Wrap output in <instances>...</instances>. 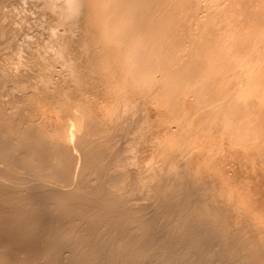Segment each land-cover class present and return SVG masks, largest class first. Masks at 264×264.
<instances>
[{
	"label": "rangeland",
	"instance_id": "374dc122",
	"mask_svg": "<svg viewBox=\"0 0 264 264\" xmlns=\"http://www.w3.org/2000/svg\"><path fill=\"white\" fill-rule=\"evenodd\" d=\"M0 1H1L0 3L3 4V2H2L3 0H0ZM4 1H6V2H4V7H2L3 5L2 6L0 5L1 6L0 7L1 11L0 12L2 14V16H1V14H0V16L2 18L3 17L6 18V22H8L10 20L14 21L17 18L23 22L22 23L23 25H21V23H20L21 27L19 26V22H18V24H15V25L19 26L20 28L19 27L16 28V26H15L16 30H15V28H14V30L17 32L18 31L17 29L19 28L20 31L17 32V33L21 32L22 34L25 35V36L23 35L25 37V38H23V39H25V40H23V42H25L24 43L25 45H23L24 49H22L21 52L25 53L26 50H27V52H26V55L25 54H21V56L24 55V58H25L28 55L31 60L28 58L26 61H28L29 63L31 62V64H32L31 65V64L27 63L24 60V62H26L25 63V65H26L25 69L27 68V70H29L31 68L33 69V68L37 67V72L38 73L36 71L32 70V72H34L35 75L33 73H31V75H30L31 78H30V76L28 77V73L26 71L25 77H22V78H25V80H26V82L28 84L25 83L24 79H23V83H25L26 85H23V83L21 85V83H20V89H22V87H23V89L20 90L21 92L18 89L19 86L16 87V85H13V87H11L12 86L11 82H13V81L9 80L11 86H9V81H6L8 83L9 88L11 87L10 89L15 87L14 89L18 90V92L16 90H13V91H16L18 93V95L17 94H13L14 95V97H13V96H11L12 94L6 93V95L8 94L7 96L9 98H6L7 97L6 96L4 98H6L8 100H6V99L4 100L3 99V96H5L4 93L0 94V96L2 95L1 99H0V102L2 100H3L2 101L3 103L6 101L5 104H1L2 103L1 102L0 105L3 107V109L5 108L6 104H9V105L12 104L11 106H13L14 104L11 103L10 100L13 101V99L16 97L15 100L18 101V104H17L18 107L15 106L16 104L13 106V108L11 106L7 105L9 108L11 107L13 110L16 107L15 108V113H13L14 114V117H12L13 119L11 117H8L9 114H11V116H13L12 112L8 113L11 110V108L9 109V111H7V114H6L5 110L6 109L8 110V107L5 108V110H4L5 111V115H7L8 119H10V121L12 120L11 122H8V123H7V121H9V120L6 119L7 120L6 121L4 119V118H6V116L3 117V118L1 116V114L2 115L4 114V111L1 108L2 110L1 109L0 110H1L2 113L0 112V116H1L0 118H2V121L1 120L0 121L2 123L5 120L4 123H7V125L10 123L9 125L12 127V125L17 124L18 122H20V120L22 121V119L25 118L28 114H30L32 116L34 112H37L38 114H40L41 118H40V116L38 114H34L35 116L32 117L33 120H35V118H37V117H38V119H36V121L39 120V118L42 119V121H44V122L39 120L37 122L38 126H41V128H43V129L46 128L45 130H47V131L49 129V132L54 130L55 128L56 129L60 128V130H61L62 127H63V125H62L63 122L69 123V125L68 124L67 125H68V129L70 128V130H71L70 132H72L73 129H74V131L71 133L72 137L69 138V142L71 141L70 142L71 145L69 143H68V145L70 147H72V148H70L72 151L74 150L72 152V155H73V158H74L73 160H74L75 168H73V171H72L73 174H71V179H72L73 183H71V186L66 187V189L63 188L64 190L63 189L62 190L63 191H68V190L72 191L73 190L72 188L76 187V186H74L75 183H77L81 179L80 176H79V180H78V172L80 171L82 158H81V155H80L79 151L75 147L76 144H77L76 142H77L78 138L80 139L79 136H81V134H82L81 137L83 138L84 133L87 134L86 131H89L88 129L94 128V126H95L96 127V129L94 128L95 130L101 129V131H103L102 134H101L102 136H110L111 137V135H112L116 139V140H114V142H116L115 145L117 146L116 147L114 145L116 147V148H114L115 151H117L119 149V147H120V149H119V151L117 153H119L121 151V147L123 149H125L126 146H127V148H131L132 147L131 149H128V150H127V148H126V150L122 149L123 150V154L122 155L119 153L121 158L122 157L123 158H126V157L128 158L129 157L127 160L124 159V161L126 160L125 162L121 158L120 159L122 161H119L120 159L118 160L119 162H121V165L123 164L121 166V168H124L123 170L125 172H127L128 170H129L128 172H131L132 170L133 171L134 170H140V171H144L145 173L148 171V173H150V174L152 172H154V173H152L154 178L155 177L157 178V176L159 174V176L160 175H161V177L163 176L162 178L158 176L159 179L160 178L163 179V180L166 179V181L168 180L167 181L168 183L163 184V182H164L163 180H161V179L159 180L157 178L160 181L159 182L156 178L155 179L162 186L165 185V186H168L169 190L171 189L170 193L168 192L169 194H174V193L176 194L177 192H179L178 190H180V188L182 187V186L180 187V184H181L180 180L181 179L179 177L181 175V178L184 177V179H182V180H185L187 182L182 181V183H183L182 185L185 186V187L184 188L182 187L181 189H183V190H180V192L178 193L180 195V197H182V196L184 197L186 195L190 196L189 191H191L190 193L196 192L197 195H199V196H197L196 193H193V195L195 194L194 196H197V197L192 196V194H191V196L193 198H196L195 200H197V202L201 198L204 200L202 202V204L204 205L205 208L204 209L202 208L203 211H204V214L202 212V216L203 215H206V216L210 215L209 217H207L208 219L205 218L206 216H204V218H202V216H201V218L205 219V220H210L211 219L210 217H212V219H213V217H214L213 215L214 214H218L220 212L221 214L219 213L217 215L218 219L215 218L216 216L214 217L215 221L216 220H219V221L213 222L214 220L212 221V219H211V221L215 225L218 224L219 228L222 226L221 222H223V226L219 229L220 232H221L222 228L224 227V225H225V227L227 226L226 228L224 227L225 231L224 230L222 231L224 235L226 234V236H224L225 238L230 236V234L231 235L233 234L232 236L229 237L230 239L228 238V240H227V239L223 238L221 240V245L222 246L224 245V247H222V248L226 247L225 244H227V245L230 244L231 247H229V249H228V246H227L225 249L230 250L231 248L234 247L238 251V254L236 253V255H240V254L243 255L244 254V256L249 257V258L252 257L253 259H254L253 255L255 253L251 254V252L252 251L255 252L256 248H258V249L261 248V249H263V250H261L263 252V254H261L260 256L262 257L261 259L263 261V258H264V89H263L264 88V84H263L264 83V50L263 49L264 48L263 47H264V45H262V43L264 44V41H263L264 40V12H263L264 11V0H219V1L218 0H200V1L198 0L199 2L196 1V0H186L185 2H184V0H168V1L167 0H161V1L160 0H156V1L155 0H132V5H131V0H126V1L125 0H93L95 2H92V0H77V1L75 0L76 2H79V6L80 7H79V11H77L78 15L77 14L75 15L74 12H72L73 15L70 14L71 17H70V15H68L66 17V15L62 14L63 13V11H62V6L63 5L62 4L65 5V3L63 2L64 0H62L63 3H59V5L57 3L59 1L61 2V0H57V1L53 0V2L50 3L51 5H52V3L53 4L56 3L57 4V8L62 5L60 7L61 11L59 10V8L56 9V6H55V9H54L53 5H52L53 8L49 9V8L52 7V6L50 7L49 4H47V7L48 6L49 7L46 8V6H44V3H45V5L47 3L46 0H40V1L36 0L37 2L34 1V0H32V1L31 0H29V1L27 0L28 2L27 1L25 2L24 0L23 1L20 0L23 4L19 3L18 0H17V2H16V0L14 2H13V0L12 1L9 0L8 3H7V0H4ZM87 1H89V2H87ZM111 1L114 3V6H113V3ZM121 1H124V2H121ZM147 1H148V3H147ZM150 1H151V3H150ZM175 1H176V3H175ZM42 2H43V4H42ZM76 2H75V4H77ZM104 2H106V3H104ZM6 3L11 5V8L9 6H7L8 9H6L5 8L6 7V5H5ZM48 3H49V1H48ZM80 3L83 4V5L84 4L87 5L88 8L85 5L84 6L81 5ZM108 3L110 5H108ZM169 3H170V5H169ZM195 3H197V4H195ZM19 4H21L20 5L21 7L19 6ZM95 4H96V6H94ZM111 5H112V7H111ZM163 5H164V7H163ZM194 5L196 7H194ZM28 6H30V7H28ZM170 6H172L174 9L172 7H170ZM217 7H219V8H217ZM2 8H5L4 9L5 12L2 10ZM9 8L13 11L12 14L14 13L12 17L10 16L14 20H12V19L8 20L10 18L8 15H10L9 13L11 12L10 11L9 13H7L10 10ZM146 8H148V9H146ZM153 8H154L155 11L153 10ZM221 8H222V10H221ZM53 9L55 10V13H54ZM169 9L172 10V11H170ZM6 10H8V11H6ZM52 10H53V12H52ZM57 10H59V12L62 14L61 18L59 17L60 15L57 12ZM139 10H140V12H139ZM178 10H180V11L183 10V11L180 13V11H178ZM124 11H126V12H124ZM166 11H168V13ZM138 12H139V14H138ZM134 13L136 14V16L134 15ZM3 14H5V16H3ZM25 14H27V15H25ZM103 14H105V15H103ZM6 15L8 16V19H7ZM22 15H24L23 16L24 18L22 17ZM55 15H57V16H55ZM96 15H97V17H96ZM111 15H113V16H111ZM15 16H16V18H15ZM30 16H31V18H30ZM179 16H181V17H179ZM121 17H123V18H121ZM112 18H114V19H112ZM149 18H150V20H149ZM161 18H163V19H161ZM172 18H174V19L172 20ZM175 18H176V20H175ZM22 19H25V20H22ZM62 19H63V21H62ZM122 19H123V21H122ZM133 19H135V20H133ZM84 20H86V21H84ZM2 21H5V20H1L0 23H2ZM73 21H75V22H73ZM60 22H62V23H60ZM167 22H169L170 24L167 23ZM3 23L0 24L1 25L0 28H2V26L4 25ZM38 24H40V26ZM75 24H77V25H75ZM168 25L170 27H168ZM102 26H103V28H102ZM122 26H124V27H122ZM156 26H157V28H156ZM91 27H93L94 30ZM260 27H261V30H260ZM104 28H105V30H103ZM131 28H133V29H131ZM3 29H4V27H3ZM175 29L177 31H174ZM50 30H51V32H50ZM156 32H158V33H156ZM49 33L52 34L53 37ZM105 34L106 35L108 34L107 37H106ZM129 34H131V36ZM174 34H175V37H174ZM115 35H116V37H114ZM118 36L120 37V39H119ZM256 36L257 37L259 36V38H256ZM3 37H1L2 40L0 39V42L2 44H3V41L5 42V40H6ZM30 37H31V39H30ZM46 37L47 38L49 37V38L47 39ZM99 37H100V39H99ZM109 37H110V39H109ZM121 37H122V39H121ZM163 37H165V39H161ZM260 37H262V39H260ZM67 38H68V40H67ZM69 38H71V39H69ZM33 39H35V40H33ZM88 39H90V40H88ZM112 39H114V40H112ZM138 39H140V41ZM141 39L142 40L144 39V40L142 41ZM256 40H258V41H256ZM66 41H68V42H66ZM116 41H117V43H116ZM123 41H124V44L126 43V45H124L122 43ZM241 41H242V43H240ZM108 42H110V43H108ZM135 42H136V44H135ZM153 42H154V44H153ZM205 42L207 43L208 46L206 45ZM258 42H260V44ZM52 43H54V45ZM130 43H132V45ZM203 43L205 44V46H204ZM245 43H246V45H245ZM252 43H253V45H252ZM2 44L0 46V51L2 50L1 49ZM29 44L32 45V46H29ZM83 44H86V45H83ZM97 44H98V46H97ZM177 44H178V46H177ZM26 45H28L29 47L28 46L25 47ZM62 45H64L65 47L62 46ZM197 45H198V47H197ZM199 45L202 46L203 49L200 48ZM23 46H22V48H23ZM33 46H35V47H33ZM240 46H241V48H240ZM30 47H33V49H36V50H33ZM47 47L49 48L50 51L47 50L48 49ZM150 47H152V48H150ZM161 47L163 48V50H162ZM228 47L229 48L231 47V48L229 49ZM2 48H4V45H3ZM54 48H55L56 52L54 51ZM176 48H177V50H176ZM226 48H227V50H226ZM70 49H72V50H70ZM77 49H78V51H76ZM118 50H120V51H118ZM243 50H244L245 53L243 52ZM4 51L5 50H3V52ZM9 51H11V50H9ZM28 51L30 52V55H29ZM47 51H49V52H47ZM50 52H52V53H50ZM184 52H186V53H184ZM36 53L38 54V56H40L42 61L39 59V57L37 55L35 56ZM206 53H208V54L206 55ZM32 54L35 56L36 59H34V56H31ZM209 54H210V56H209ZM245 54H246V57L244 56ZM91 55H92V58H91ZM194 55H196V56H194ZM93 56H94V58H93ZM110 56L111 57L114 56V57H112L113 59ZM177 56L181 58V61H180V58H178ZM207 56H209V57H207ZM37 57L39 59L38 62H36ZM79 57H81V59ZM119 57H120V59H119ZM159 57H161V58H159ZM211 57H213V58H211ZM241 57H242V59H241ZM49 58L51 60H53V61H51ZM88 58L92 59L93 61L89 60ZM173 58H174V61H172ZM184 58H185V60H184ZM190 58H192V59H190ZM200 58H202V60ZM215 58H217L216 61H215ZM108 59H109V61L107 62ZM207 59L209 60L208 62H206ZM210 59L213 60L214 65H212L213 62H211ZM59 60H60V62H59ZM85 60H89V61H85ZM90 61H91V63H90V65H88ZM115 62H117V63H115ZM38 63H40V64H38ZM44 63H45V65H44ZM175 63L177 65H175ZM205 63H207L208 67L210 66L209 67L210 71H209V68L206 67L207 65ZM209 63H211V64H209ZM28 64H29V66H27ZM227 64H228L229 67L227 66ZM30 65H31V67H30ZM42 65H44V66L42 67ZM144 65H146V66H144ZM84 66H85V68H83ZM169 66H171L173 68H171V67L169 68ZM181 66H182V68H181ZM232 66L234 68H232ZM46 67H48V68H46ZM132 68H133V70H132ZM162 68H164V69L162 70ZM86 69H88V70L86 71ZM93 69H95V70L93 71ZM165 69H166V71H165ZM78 70H81L82 72H80ZM102 70L104 71V73H103ZM110 70H111V72H110ZM39 71L41 72V74L39 73ZM48 72H49V74H48ZM74 73H75V75H74ZM112 73H114V74L112 75V77H110ZM184 73H186V74H184ZM29 74H30V72H29ZM200 74H202V75L199 76ZM44 75H45V77H44ZM87 75H88V77H87ZM97 75L99 77H97ZM32 76H33V78H36V79H33ZM36 76H39V77H42V78L39 79ZM89 76H91L92 78L89 77ZM94 76H96V77H94ZM103 76L105 77V80H103L104 79ZM161 76L163 77V79H162ZM191 76H192L193 79L191 78ZM198 76L201 77V78H199ZM0 77H1V74H0ZM100 77H102V78H100ZM26 78H28V79H26ZM107 78H110V79H107ZM4 79L2 81L0 79V84L3 83ZM82 79H84V80L82 81ZM140 79H142V80H140ZM150 79H152L153 81L150 80ZM202 79H203V81L200 82ZM46 80H47V82H46ZM122 80H123V82H122ZM187 80H189V81H187ZM96 81H98L99 83L96 82ZM137 81H139V82H137ZM173 81H175V82H173ZM185 81H186V83H185ZM6 82L3 83V87H5L4 88L5 89L4 92L7 89L9 90L8 86L6 85L7 84ZM171 82H173V83H171ZM146 83H147V85H146ZM183 83H185V84H183ZM201 83H203V84H201ZM209 83H211V84H209ZM12 84H14V83H12ZM138 84H140V86ZM150 84H151V86H150ZM198 84H199V86H197ZM217 84H219V85H217ZM4 85H6L7 88ZM121 85H123V86H121ZM195 85H196V87H194ZM201 85H203V87L205 86V88H203ZM26 86H27V88H26ZM32 86H35V88L32 87ZM53 86H55V87H53ZM149 86H150V88H149ZM206 86H207V88H206ZM209 86H211V87H209ZM28 87H30L32 89H30ZM37 87H39V88H37ZM93 87H94L95 90H93ZM2 88L0 89V90H2L1 92H3ZM68 88H69V90H68ZM146 88H149V89L146 90ZM199 88H201V89H199ZM35 89H36V91H35ZM48 89H49V91H48ZM82 89H83L84 92L82 91ZM185 89L187 90L188 93L185 91ZM8 90H7V92H9ZM25 90H26V92H25ZM62 90H63V92H62ZM141 90H142V92H141ZM250 90H252L253 92L252 91L250 92ZM13 91L10 90V93H12ZM27 91H29V92H27ZM41 91H43L44 94H43V92L40 93ZM47 91H48V93H47ZM180 91L182 93H180ZM79 92H80V94H79ZM137 92L139 93V95H138ZM144 92H146L147 94L144 93ZM33 93H35V94H33ZM82 94L83 95L85 94V95L83 96ZM176 94H177V96H176ZM201 94H204L203 95L204 97ZM73 95H74V98H69V97H73ZM80 95L82 96V98L80 97ZM157 95H158V97H157L158 99L156 98ZM193 95H195V96H193ZM20 96L22 97L21 99H23V101L21 99L18 100L17 97L20 98ZM39 96H41V97L39 98ZM65 96L66 97L68 96V97L65 98ZM75 96H76V98H75ZM131 96H132L133 99H131ZM185 96H186V98H185ZM223 96H225V97H223ZM36 97H38V98H36ZM216 97H218V98L216 99ZM219 97H220V99H219ZM52 98H53V100H52ZM211 98H213V99H211ZM221 98H223V99H221ZM224 98L226 100H224ZM108 99H109V101H108ZM45 100H46V102H44ZM67 100H68V102H67ZM78 100H79V102H81L80 104H79ZM183 100H186V101H183ZM204 100H206V101H204ZM214 100H215V102L217 100L218 101L216 103H214ZM230 100H232V101H230ZM7 101L10 102V103H8ZM202 101H204V102H202ZM207 101H208V103H207ZM222 101L224 103H221ZM229 101L233 102V103H230ZM234 102H236V104ZM48 103H50V104H48ZM135 103H136V105H135ZM213 104H215V105H213ZM224 104H226V105H224ZM232 104L235 106V108L236 107L237 108L235 109ZM257 104L259 105V107H258ZM262 104H263V106H262ZM60 105H61L62 108L60 107ZM70 105L72 107H70ZM154 105H156V106H154ZM100 106H101V108H100ZM116 106H118V107L116 108ZM225 106H227V108ZM63 107H65V108L63 109ZM75 107H77V108H75ZM208 107H209V110H208ZM213 107L216 110H214ZM68 108H69L70 111L68 110ZM58 109H59V111H58ZM180 109H182V111ZM221 109L223 110V112H222ZM237 109H238V111H237ZM87 110H90V111H87ZM110 110H112V111L110 112ZM86 111H87V113H86ZM171 111L174 112V113H172ZM210 111H211V113H210ZM251 111H253V112H251ZM31 112H32V114H31ZM82 112H83V114H81ZM242 112H243V114H242ZM244 112L245 113L247 112L246 116H245ZM69 113H72V114H70V116H69ZM73 113H74V116H73ZM90 113H91V115H90ZM226 113H227V115H226ZM25 114H26V116H25ZM63 114H66V115H63ZM109 114L110 115L112 114V115L110 116ZM136 114H138V115L136 116ZM214 114H215V116H213ZM224 114H225V118L222 117V116H224ZM232 114H234V115H232ZM30 115H28V116H30ZM219 116H221V117H219ZM244 116H245V118H244ZM248 116H249V118H247ZM242 117H243V119H242ZM14 118H17L18 120L14 119ZM27 118H29V117H27ZM123 118H125V119L123 120ZM212 118H213V120H212ZM246 118H247V121L250 122L251 125L250 124L248 125L247 121L243 122V120H246ZM66 119H67V121H66ZM127 119L128 120L133 119V120L128 121ZM178 119L181 120V122ZM236 119H238V120H236ZM251 119H253V120H251ZM59 120L61 121L62 124L59 122ZM15 121H18V122L16 123ZM73 121H76L78 123H75ZM235 122H238V123L237 124H232V123H235ZM12 123H14V124H12ZM20 123L17 124L18 126L16 125L17 127H19V130L17 129L18 131L17 130H13L8 125L9 128L12 129L11 132H13V131L16 132L17 131V132H19V134L22 133V130L20 129V126H21L22 129L24 127L22 125H20ZM80 123H81V125H80ZM230 123L232 124V126L234 125V127H232ZM224 124H226L227 126L224 125ZM241 124H243L244 126L242 127ZM245 124H246V126H245ZM42 125H45V128ZM121 125H122V127H120ZM114 126H115V128H114ZM4 127H6V124L4 125ZM110 127H111V129H110ZM246 127H248V128L246 129ZM79 128L84 133L81 132L80 130H78ZM85 128H87V130H85ZM122 128L123 129L126 128L125 131H123ZM136 128H137V130H136ZM127 129H129L130 132L127 131L128 133H125ZM236 129H241L243 132L240 133V130L236 131ZM106 130H108V131H106ZM90 131H91V129H90ZM109 131H111V132H109ZM11 132L8 135L11 136ZM15 132H14V135L12 133L13 136H11V139H12V137L14 138V136L16 138H17V136L20 137V138L22 136V138H24L23 135H21V134L19 135L18 133H17L18 134L17 135V134H15ZM74 132H75V135H73ZM123 132L125 133L123 135L125 137H122V136L119 137V135H121ZM129 133H131V134H129ZM174 133H176V134H174ZM235 133H236V135H235ZM237 133L242 135L241 138H240V135L237 134ZM117 134H119V135H117ZM128 134L130 136H126ZM114 135H116V136H114ZM76 137H77V139H76ZM20 138H17V140L18 141H22L23 139L21 138V140H20ZM72 138H73V140H71ZM91 138H92V136H91ZM95 138H96V136H95ZM235 138L238 139V140H236ZM88 139H89V137H88ZM127 139L128 140L130 139L129 141H131V146H128L130 144V142H127L128 141ZM92 140H95V139H92ZM141 140L143 141V143H142ZM145 140L146 141L149 140V141L144 143ZM25 142L28 143L27 141H25ZM74 142H75V144H74ZM120 142L121 143L123 142L122 143L123 146H122V144H119ZM126 142H127V144H126ZM26 143H25V145H26ZM28 144H30V143H28ZM28 144L26 145L27 147H25V148H28ZM124 144H126V145H124ZM134 144L135 145L136 144L137 145L140 144V145L139 146L136 145V146L133 147L132 145H134ZM170 144H171V146H170ZM141 145H143V146H141ZM144 145H146V146H144ZM155 145H156L157 148L155 147ZM29 146H33V145H29ZM132 149H134V150L132 151ZM140 149H142V150H140ZM129 150H130V152H129ZM152 150H153V154L151 153ZM177 150H179V151H177ZM127 151L129 153V155H131L130 153L132 151V153L134 154L133 156H135L136 159L137 158L138 159L137 160L135 159L136 160L135 161L134 159H132V158H135V157L126 156V155H128ZM147 154H148V156H147ZM175 154L176 155L180 154V155L176 156ZM124 155L126 157H124ZM141 155H142V157H141ZM164 158H165V160H164ZM129 159H130V161H129ZM146 160H147V162H146ZM137 161H138V163H137ZM131 162H133V163H131ZM151 162H153V164ZM167 163L170 164V165H168ZM184 163H186V164H184ZM143 164H145L144 165V169H143V166H142ZM149 164H150V166H149ZM125 165L126 166L130 165L131 168L128 166V169L125 170L126 169ZM179 165H181L182 167L179 166ZM139 166H141V168ZM151 166H154V167H151ZM121 168L119 166L118 169H121ZM164 169H165V172H164ZM173 171H175V172H173ZM172 172H173V174H172ZM176 172H178L179 174L176 173ZM180 172L186 173L187 175L183 174L184 175L183 176ZM162 173H163V175H162ZM175 173H176V175H175ZM164 175L165 176L167 175L168 177H165ZM173 175H174V177H173ZM177 175H179V176H177ZM170 176H172V177L170 178ZM175 176L178 177V178H176L177 181H178L177 182L178 184L175 182L176 180H174ZM154 178H152L151 180L147 179L148 182H147L146 179H143V180L140 179L141 181L139 180L140 182L139 181L138 182L141 184L142 181L145 180L146 182L144 181L142 184H144V186H145V183H146V186H148V187H146V186L145 187L147 188L148 191L150 189L152 191L154 188L159 190L161 187H160V185L159 186L157 185L159 187V189L156 187L155 184L156 183L159 184V183ZM197 178H199L198 181H196ZM172 179H173V184L176 183L175 185H179V186H175L173 184L170 186L169 182L172 183ZM211 179H214V180H211ZM149 180L152 181L153 186H155V187H153L152 184L149 183L150 182ZM154 180L156 181L155 184H154ZM138 182H137V185L136 184H132L133 186H137L136 188L135 187L132 188L133 187L132 185H129V188L127 186L126 188L128 190L125 188L126 193L131 194V193L134 192L133 194H131V196L133 195L134 197L136 196V194L138 195V194H141V193H145V195L143 194L144 197H142V194H141V197H138V199L140 200V201L138 200L139 202H137V199H136L137 196L134 198L135 200H133V196L131 198V197H129L130 196L129 194L125 193L126 195H128L127 197H129V199L131 198L130 200L131 201L133 200L134 203L136 202L137 205L140 202H142L141 204H139V206H144V205H146L147 202H148L147 204H151V201H153V205H154V203L157 204V202H158L157 198L158 197L156 195H159V194L154 193L156 190L155 191L153 190L154 191L153 193L150 192V191L148 192V196L150 195L149 193H151L152 197H153L154 194H155V197H157L156 200H155V197H154V199L150 200V198H152V197H150L151 195L149 196L150 197L149 198L147 196V193H146L147 190H144L146 188H144V186H142V184L139 185ZM199 182H200V184H199ZM198 185H200V186H198ZM218 185H220V186H218ZM130 186H131V188H130ZM138 186L141 187V188H139ZM150 186L153 187V188H149ZM192 186H194V187H192ZM173 188H176L175 189L176 191L173 190ZM185 188H187V189L185 190ZM209 189H210V191H209ZM137 190H138V192H137ZM143 190L145 192H143ZM202 190L203 191L205 190V192H203ZM181 191H183L184 194H181V193H183ZM186 191H187V194H186ZM199 192H200V194H199ZM201 192H203L204 194H202ZM179 195L177 197H179ZM213 195H215V196H213ZM203 196H204V198H203ZM142 198H144V199H142ZM198 198H199V200H198ZM176 199L179 200V198H176ZM149 201H150V203H149ZM201 201H199V203H197V204L200 205V207H202V204H200ZM205 204H206V206H205ZM222 204L223 205L225 204V205L223 206ZM207 207L210 210L207 209ZM220 208H222V209L219 210ZM202 209H201V211H202ZM206 209L209 210L211 214H208L209 211L207 212ZM216 212H218V213H216ZM212 213H213V215H212ZM232 213H235L236 215L232 214ZM223 215H224V218H223ZM198 217L200 219V215H198ZM239 217H240V219H239ZM226 218H228V219H226ZM230 218H232V219L230 220ZM220 219L221 220L224 219V220L221 221ZM244 219H246V221ZM237 221L238 222L240 221V222L238 223ZM218 222L221 224V226H220V224ZM239 225H240V227L242 229L240 227H238ZM247 229L249 230V232H248ZM236 230H238V232H236ZM242 230L243 231L245 230L244 231L245 234H243L244 232ZM239 231H241V232H239ZM222 232L220 233V235H222L221 237H223ZM225 232H228L229 234L225 233ZM256 232H259V235ZM236 233H237V235L239 233V235H238L239 238L236 235ZM240 234H241L242 237L240 236ZM234 235H236V236H234ZM249 237H251V239ZM258 237H260L261 239L258 238ZM243 239H245V240H243ZM248 240H250V241H248ZM224 241H226L227 243H225ZM244 242H245L246 245L244 244ZM236 243H238V244H236ZM241 243H242V245H241ZM253 245H255L256 248L255 247L253 248ZM238 248H240V249H238ZM244 251H245V253H244ZM247 252H249V254ZM229 254H230V252H229ZM226 255L229 256L228 252L226 253ZM250 255H251V257H250ZM230 256H233V254H231ZM249 261L251 262L250 259H249ZM253 262H254V260H253Z\"/></svg>",
	"mask_w": 264,
	"mask_h": 264
},
{
	"label": "bare ground",
	"instance_id": "6f19581e",
	"mask_svg": "<svg viewBox=\"0 0 264 264\" xmlns=\"http://www.w3.org/2000/svg\"><path fill=\"white\" fill-rule=\"evenodd\" d=\"M9 0H7L8 3ZM12 1V0H11ZM10 1V2H11ZM15 0H13L14 2ZM19 3H22L21 1L23 0H18ZM25 2L27 0H24ZM29 1V0H28ZM27 1V2H28ZM32 1V0H31ZM36 1V0H34ZM40 1V0H38ZM47 3L44 6L47 7V4L50 5V7L53 5L54 9L56 6V9L59 8V10L61 11V6H62V11H63V15H66V17L70 14L73 15L72 12H74V14H77V11H79V2H76L75 0H64L63 2L65 3L62 4L60 7L57 8V4L59 5V3H63L62 0L61 2L59 1L57 4L56 3H52V5L50 4L51 2H53V0H46ZM45 1V2H46ZM49 1V3H48ZM57 1V0H56ZM77 4H75V2ZM126 1V0H125ZM156 1V0H155ZM161 1V0H160ZM168 1V0H167ZM186 0H184L185 2ZM198 1V0H196ZM200 1V0H199ZM198 1V2H199ZM219 1V0H218ZM1 2V1H0ZM2 3H0V5L2 7H4V2L6 1H2ZM9 2V3H10ZM17 2V0H16ZM37 2V1H36ZM44 2V1H43ZM42 2V4H43ZM85 2V1H84ZM89 2V1H87ZM86 2V3H87ZM91 2V1H90ZM92 2H95L92 0ZM112 2V1H111ZM118 2V1H117ZM124 2V1H121ZM146 2V1H145ZM170 2V1H169ZM173 2V1H172ZM171 2V3H172ZM195 2V1H194ZM215 2V1H214ZM247 2V1H246ZM5 4L6 5V9H8L7 6H9L11 8V5L9 4ZM31 3V2H30ZM29 3V4H30ZM35 3V2H34ZM106 3V2H104ZM110 3V2H109ZM108 3V5H110ZM113 3V2H112ZM148 3V1H147ZM151 3V1H150ZM176 3V1H175ZM13 4V3H12ZM23 4V3H22ZM26 4V3H25ZM56 4V5H55ZM81 4V3H80ZM92 4V3H91ZM94 4V3H93ZM119 4V3H118ZM128 4V3H127ZM126 4V5H127ZM135 4V3H134ZM137 4V3H136ZM161 4V3H160ZM159 4V5H160ZM183 4V3H182ZM185 4V3H184ZM197 4V3H195ZM249 4V3H248ZM16 5V4H15ZM21 4H19L20 6ZM83 5V4H81ZM85 5V4H84ZM83 5V6H84ZM90 5V4H89ZM131 5H132V0H131ZM130 5V6H131ZM148 5V4H147ZM168 5V4H167ZM170 5V3H169ZM177 5V4H176ZM0 6V7H1ZM14 6V5H13ZM43 6V5H42ZM53 6L49 9H52ZM87 7V5H85ZM96 6V4L94 5ZM114 6V3H113ZM135 6V5H134ZM139 6V5H138ZM178 6V5H177ZM181 6V5H180ZM192 6V5H191ZM199 6V5H198ZM197 6V7H198ZM245 6V5H244ZM243 6V7H244ZM247 6V5H246ZM250 6V5H249ZM17 7V6H16ZM21 7V6H20ZM23 7V6H22ZM30 7V6H28ZM32 7V6H31ZM93 7V6H92ZM101 7V6H100ZM108 7V6H107ZM112 7V5H111ZM116 7V6H115ZM120 7V6H119ZM154 7V6H153ZM162 7V6H161ZM164 7V5H163ZM172 7V6H170ZM179 7V6H178ZM194 7H196L194 5ZM200 7V6H199ZM5 8H2V10L5 12ZM9 8V9H10ZM33 8V7H32ZM36 8V7H35ZM44 8V7H43ZM83 8V7H82ZM88 8V7H87ZM110 8V7H109ZM123 8V7H122ZM135 8V7H134ZM173 8V7H172ZM215 8V7H214ZM219 8V7H217ZM15 9V8H14ZM21 9V8H20ZM24 9V8H23ZM53 9V10H54ZM86 9V8H85ZM96 9V8H95ZM148 9V8H146ZM159 9V8H158ZM174 9V8H173ZM216 9V8H215ZM246 9V8H245ZM40 10V9H39ZM52 10V12H53ZM59 10H57V12L59 13V17L61 18V13L59 12ZM91 10V9H90ZM100 10V9H99ZM111 10V9H110ZM125 10V9H124ZM134 10V9H133ZM154 10V8H153ZM170 10V9H169ZM176 10V9H175ZM195 10V9H194ZM222 10V8H221ZM1 11V10H0ZM8 11V10H6ZM11 11V12H10ZM22 11V10H21ZM20 11V12H21ZM29 11V10H28ZM43 11V10H42ZM48 11V10H47ZM76 11V12H75ZM92 11V10H91ZM90 11V12H91ZM98 11V10H97ZM143 11V10H142ZM155 11V10H154ZM158 11V10H157ZM172 11V10H170ZM180 11V10H178ZM183 11V10H182ZM180 11V13L182 12ZM218 11V10H217ZM3 12V13H4ZM10 12V13H9ZM12 10L10 9L7 13H9L10 15H8L9 17L13 16L12 14ZM93 12V11H92ZM99 12V11H98ZM123 12V11H122ZM126 12V11H124ZM137 12V11H136ZM140 12V10H139ZM138 12V14H139ZM168 13V11H166ZM219 12V11H218ZM264 12V11H263ZM18 13V12H17ZM23 13V12H22ZM51 13V12H50ZM55 13V10H54ZM84 13V12H83ZM96 13V12H95ZM102 13V12H101ZM110 13V12H109ZM158 13V12H157ZM223 13V12H222ZM1 14V12H0ZM6 14V13H5ZM5 14H3V16H5ZM12 14V15H11ZM43 14V13H42ZM89 14V13H88ZM99 14V13H98ZM111 14V13H110ZM117 14V13H116ZM125 14V13H124ZM130 14V13H129ZM161 14V13H160ZM177 14V13H176ZM179 14V13H178ZM260 14V13H259ZM19 15V14H18ZM21 15V14H20ZM27 15V14H25ZM30 15V14H29ZM35 15V14H34ZM33 15V16H34ZM41 15V14H40ZM54 15V14H53ZM78 15V14H77ZM80 15V14H79ZM105 15V14H103ZM108 15V14H107ZM121 15V14H120ZM134 15L136 16V14L134 13ZM146 15V14H145ZM153 15V14H152ZM158 15V14H157ZM168 15V14H167ZM198 15V14H197ZM2 16V14H1ZM0 16V21L1 20H5L2 21V23L6 26H2V28H0V39L1 37H3L5 40V42L3 41V44L0 42V46L2 44V47L4 45V48L1 47V51H0V74H1V81L4 79L3 83H5L6 81H13L11 82L10 85V81H9V86L13 87V85L19 86L18 89L19 91L23 89H20V83L22 85L23 83V79L24 82H26L25 78V74L26 71L28 73V77L31 75V73L34 74L33 71L37 72V67L35 68H31L29 70H27V68L25 69V63H29L28 61H26L29 56L25 59L24 55L21 56V54H25L27 50L25 51V53H22V49H24L25 45L23 42V38H25L24 34L17 33L19 32V28L20 23L21 25H23L22 21L17 19H13V18H9L7 16V19L10 20H14V21H8L6 22V18H2ZM17 16V15H16ZM15 16V18H16ZM24 15H22L23 17ZM57 16V15H55ZM110 16V15H109ZM113 16V15H111ZM122 16V15H121ZM126 16V15H125ZM132 16V15H131ZM18 17V16H17ZM21 17V18H22ZM26 17V16H25ZM64 17V16H63ZM71 17V15H70ZM91 17V16H90ZM97 17V15H96ZM124 17V16H123ZM121 17V18H123ZM143 17V16H142ZM152 17V16H151ZM150 17V18H151ZM172 17V16H171ZM181 17V16H179ZM20 18V19H21ZM24 18V17H23ZM31 18V16H30ZM48 18V17H47ZM57 18V17H56ZM79 18V17H78ZM86 18V17H85ZM99 18V17H98ZM128 18V17H127ZM149 18V20H150ZM154 18V17H153ZM164 18V17H163ZM161 18V19H163ZM168 18V17H167ZM59 19V18H58ZM114 19V18H112ZM146 19V18H145ZM157 19V18H156ZM174 18H172L173 20ZM25 20V19H22ZM37 20V19H36ZM61 20V19H60ZM100 20V19H99ZM119 20V19H118ZM135 20V19H133ZM166 20V19H165ZM170 20V19H169ZM176 20V18H175ZM28 21V20H27ZM33 21V20H32ZM46 21V20H45ZM44 21V22H45ZM63 21V19H62ZM86 21V20H84ZM83 21V22H84ZM90 21V20H89ZM94 21V20H93ZM123 21V19H122ZM127 21V20H126ZM6 22V23H5ZM19 22V26L15 25L18 24ZM25 22V21H24ZM48 22V21H47ZM59 22V21H58ZM75 22V21H73ZM125 22V21H124ZM139 22V21H138ZM148 22V21H147ZM164 22V21H163ZM183 22V21H182ZM0 23V24H2ZM30 23V22H29ZM62 23V22H60ZM70 23V22H69ZM87 23V22H86ZM113 23V22H112ZM118 23V22H117ZM134 23V22H133ZM169 23V22H167ZM262 23V22H261ZM260 23V24H261ZM28 24V23H27ZM26 24V25H27ZM42 24V23H41ZM59 24V23H58ZM73 24V23H72ZM93 24V23H92ZM98 24V23H97ZM120 24V23H119ZM126 24V23H125ZM137 24V23H136ZM149 24V23H148ZM164 24V23H163ZM170 24V23H169ZM40 26V24H38ZM43 25V24H42ZM57 25V24H56ZM77 25V24H75ZM94 25V24H93ZM132 25V24H131ZM146 25V24H145ZM166 25V24H165ZM176 25V24H175ZM183 25V24H182ZM181 25V26H182ZM189 25V24H188ZM1 26V25H0ZM14 26V27H13ZM19 27L17 30V32L15 31L16 28ZM58 26V25H57ZM115 26V25H114ZM113 26V27H114ZM133 26V25H132ZM151 26V25H150ZM259 26V25H258ZM4 27V29H3ZM34 27V26H33ZM48 27V26H47ZM56 27V26H55ZM61 27V26H60ZM64 27V26H63ZM67 27V26H66ZM65 27V28H66ZM78 27V26H77ZM121 27V26H120ZM124 27V26H122ZM130 27V26H129ZM168 27H170L168 25ZM173 27V26H172ZM176 27V26H175ZM15 28V30H14ZM24 28V27H23ZM37 28V27H36ZM49 28V27H48ZM89 28V27H88ZM93 28V27H91ZM103 28V26H102ZM110 28V27H109ZM157 28V26H156ZM155 28V29H156ZM165 28V27H164ZM186 28V27H185ZM56 29V28H55ZM117 29V28H116ZM133 29V28H131ZM162 29V28H161ZM178 29V28H177ZM259 29V28H258ZM77 30V29H76ZM94 30V28H93ZM105 30V28L103 29ZM112 30V29H111ZM119 30V29H118ZM117 30V31H118ZM140 30V29H139ZM150 30V29H149ZM167 30V29H166ZM261 30V27H260ZM36 31V30H35ZM130 31V30H129ZM143 31V30H142ZM153 31V30H152ZM168 31V30H167ZM174 31H177L176 29ZM44 32V31H43ZM51 32V30H50ZM83 32V31H82ZM92 32V31H91ZM114 32V31H113ZM124 32V31H123ZM148 32V31H147ZM171 32V31H170ZM28 33V32H27ZM35 33V32H34ZM101 33V32H100ZM108 33V32H107ZM110 33V32H109ZM133 33V32H132ZM131 33V34H132ZM158 33V32H156ZM174 33V32H173ZM5 34V35H4ZM50 34V33H49ZM59 34V33H58ZM70 34V33H69ZM96 34V33H95ZM104 34V33H103ZM114 34V33H113ZM117 34V33H116ZM119 34V33H118ZM122 34V33H121ZM125 34V33H124ZM131 34H129L131 36ZM147 34V33H146ZM160 34V33H159ZM24 35V36H23ZM32 35V34H31ZM40 35V34H39ZM52 35V34H50ZM49 35V36H50ZM66 35V34H65ZM80 35V34H79ZM106 35V34H105ZM108 35V34H107ZM106 35V37H107ZM112 35V34H111ZM120 35V34H119ZM136 35V34H135ZM134 35V36H135ZM153 35V34H152ZM151 35V36H152ZM172 35V34H171ZM30 36V35H29ZM64 36V35H63ZM71 36V35H70ZM92 36V35H91ZM123 36V35H122ZM127 36V35H126ZM156 36V35H155ZM188 36V35H187ZM42 37V36H41ZM53 37V35H52ZM79 37V36H78ZM102 37V36H101ZM116 37V35L114 36ZM113 37V38H114ZM119 37V36H118ZM125 37V36H124ZM139 37V36H138ZM146 37V36H145ZM144 37V38H145ZM175 37V34H174ZM36 38V37H35ZM47 38V37H46ZM49 38V37H48ZM47 38V39H48ZM158 38V37H157ZM256 38H259V36ZM18 39V40H17ZM31 39V37H30ZM52 39V38H51ZM54 39V38H53ZM71 39V38H69ZM78 39V38H77ZM76 39V40H77ZM93 39V38H92ZM96 39V38H95ZM100 39V37H99ZM110 39V37H109ZM120 39V37H119ZM122 39V37H121ZM161 39H165V37L161 38ZM260 39H262V37H260ZM2 40V39H1ZM35 40V39H33ZM42 40V39H41ZM40 40V41H41ZM50 40V39H49ZM68 40V38H67ZM83 40V39H82ZM90 40V39H88ZM114 40V39H112ZM128 40V39H127ZM140 41V39H138ZM142 40V39H141ZM144 40V39H143ZM142 40V41H143ZM151 40V39H150ZM149 40V41H150ZM30 41V40H29ZM61 41V40H60ZM87 41V40H86ZM108 41V40H107ZM121 41V40H120ZM131 41V40H130ZM133 41V40H132ZM254 41V40H253ZM258 41V40H256ZM255 41V42H256ZM261 41V40H260ZM264 41V40H263ZM48 42V41H47ZM46 42V43H47ZM68 42V41H66ZM65 42V43H66ZM72 42V41H71ZM91 42V41H90ZM112 42V41H111ZM126 42V41H125ZM129 42V41H128ZM137 42V41H136ZM135 42V44H136ZM151 42V41H150ZM247 42V41H246ZM252 42V41H251ZM262 42V41H261ZM5 43V44H4ZM27 43V42H26ZM51 43V42H50ZM59 43V42H58ZM79 43V42H78ZM100 43V42H99ZM110 43V42H108ZM117 43V41H116ZM124 44V41L122 42ZM171 43V42H170ZM191 43V42H190ZM206 43V42H205ZM242 43V41L240 42ZM249 43V42H248ZM254 43V42H253ZM252 43V45H253ZM260 44V42H258ZM257 43V44H258ZM54 45V43H52ZM94 44V43H93ZM114 44V43H113ZM121 44V43H120ZM132 45V43H130ZM134 44V43H133ZM154 44V42H153ZM201 44V43H200ZM204 44V43H203ZM258 44V45H259ZM35 45V44H34ZM57 45V44H56ZM60 45V44H59ZM86 45V44H83ZM126 45V43L124 44ZM128 45V44H127ZM207 45V43H206ZM246 45V43H245ZM262 45H264L262 43ZM23 46V48H22ZM28 45H26L25 47H27ZM29 46H32L29 44ZM28 46V47H29ZM36 46V45H35ZM33 46V47H35ZM44 46V45H43ZM52 46V45H51ZM64 46V45H62ZM61 46V47H62ZM68 46V45H67ZM98 46V44H97ZM135 46V45H134ZM178 46V44H177ZM200 46V45H199ZM205 46V44H204ZM208 46V45H207ZM256 46V45H255ZM33 47H30L33 49ZM65 47V46H64ZM85 47V46H84ZM101 47V46H100ZM108 47V46H107ZM132 47V46H131ZM141 47V46H140ZM143 47V46H142ZM174 47V46H173ZM198 47V45H197ZM245 47V46H244ZM263 47V46H262ZM43 48V47H42ZM48 48V47H47ZM73 48V47H72ZM97 48V47H96ZM136 48V47H135ZM152 48V47H150ZM162 48V47H161ZM200 48L203 49L202 46H200ZM213 48V47H212ZM220 48V47H219ZM229 48V47H228ZM231 48V47H230ZM229 48V49H230ZM238 48V47H237ZM241 48V46H240ZM251 48V47H250ZM264 48V47H263ZM262 48V49H263ZM31 49V50H32ZM57 49V48H56ZM67 49V48H66ZM116 49V48H115ZM131 49V48H130ZM141 49V48H140ZM208 49V48H207ZM255 49V48H254ZM3 50H5L3 52ZM8 50V51H7ZM11 50V51H9ZM36 50V49H33ZM49 50V48L47 49ZM62 50V49H61ZM72 50V49H70ZM89 50V49H88ZM95 50V49H94ZM111 50V49H110ZM121 50V49H120ZM118 50V51H120ZM139 50V49H138ZM157 50V49H156ZM163 50V48H162ZM167 50V49H166ZM169 50V49H168ZM177 50V48H176ZM227 50V48H226ZM235 50V49H234ZM239 50V49H238ZM264 50V49H263ZM7 51V52H6ZM46 51V50H45ZM50 51V50H49ZM47 51V52H49ZM55 51V48H54ZM66 51V50H65ZM64 51V52H65ZM78 51V49L76 50ZM84 51V50H83ZM131 51V50H130ZM209 51V50H208ZM212 51V50H211ZM230 51V50H229ZM228 51V52H229ZM253 51V50H252ZM257 51V50H256ZM262 51V50H261ZM24 52V51H23ZM29 52V51H28ZM37 52V51H36ZM56 52V51H55ZM61 52V51H60ZM72 52V51H71ZM81 52V51H80ZM95 52V51H94ZM105 52V51H104ZM117 52V51H116ZM128 52V51H127ZM137 52V51H136ZM154 52V51H153ZM174 52V51H173ZM181 52V51H180ZM179 52V53H180ZM198 52V51H197ZM227 52V51H226ZM233 52V51H232ZM244 52V50H243ZM52 53V52H50ZM62 53V52H61ZM70 53V52H69ZM96 53V52H95ZM101 53V52H100ZM114 53V52H113ZM131 53V52H130ZM143 53V52H142ZM172 53V52H171ZM178 53V54H179ZM186 53V52H184ZM205 53V52H204ZM203 53V54H204ZM210 53V52H209ZM214 53V52H213ZM245 53V52H244ZM251 53V52H250ZM28 54V53H27ZM73 54V53H72ZM105 54V53H104ZM175 54V53H174ZM188 54V53H187ZM191 54V53H190ZM208 53H206L207 55ZM243 54V53H242ZM30 55V52H29ZM38 56V54L36 53L35 56ZM57 55V54H56ZM59 55V54H58ZM81 55V54H80ZM98 55V54H97ZM152 55V54H151ZM172 55V54H171ZM180 55V54H179ZM248 55V54H247ZM31 56H34L33 54ZM34 56V59H36ZM60 56V55H59ZM74 56V55H73ZM89 56V55H88ZM118 56V55H117ZM120 56V55H119ZM154 56V55H153ZM174 56V55H173ZM189 56V55H188ZM196 56V55H194ZM210 56V54H209ZM207 56V57H209ZM243 56V55H242ZM246 57V54L244 55ZM243 56V57H244ZM39 59L41 60L40 56H38ZM38 57L36 62H38ZM85 57V56H84ZM104 57V56H103ZM111 57V56H110ZM114 57V56H112ZM111 57V58H112ZM175 57V56H174ZM178 57V56H177ZM204 57V56H203ZM33 58V57H32ZM81 59V57H79ZM92 58V55H91ZM94 58V56H93ZM106 58V57H105ZM124 58V57H123ZM122 58V59H123ZM130 58V57H129ZM133 58V57H132ZM156 58V57H155ZM161 58V57H159ZM180 58V57H178ZM189 58V57H188ZM213 58V57H211ZM30 59V58H29ZM48 59V58H47ZM50 59V58H49ZM64 59V58H63ZM75 59V58H74ZM89 59V58H88ZM96 59V58H95ZM113 59V58H112ZM115 59V58H114ZM120 59V57H119ZM192 59V58H190ZM196 59V58H195ZM202 60V58H200ZM217 58H215L216 61ZM242 59V57H241ZM240 59V60H241ZM246 59V58H245ZM24 60L26 62H24ZM31 60V59H30ZM51 60V59H50ZM57 60V59H56ZM55 60V61H56ZM91 61H93L92 59H89ZM89 60H85V61H89ZM150 60V59H149ZM154 60V59H153ZM179 60V59H178ZM185 60V58H184ZM187 60V59H186ZM211 60V59H210ZM35 61V60H34ZM42 61V60H41ZM53 61V60H51ZM54 61V62H55ZM79 61V60H78ZM91 61L89 62L88 65H90ZM103 61V60H102ZM109 61V59L107 60V62ZM128 61V60H127ZM169 61V60H168ZM174 61V58L173 60ZM176 61V60H175ZM181 61V58H180ZM204 61V60H203ZM209 60L207 59L206 62H208ZM40 62V61H39ZM60 62V60H59ZM68 62V61H67ZM104 62V61H103ZM164 62V61H163ZM211 62H213V60H211ZM46 63V62H45ZM44 63V65H45ZM53 63V62H52ZM71 63V62H70ZM85 63V62H84ZM87 63V62H86ZM94 63V62H93ZM102 63V62H101ZM111 63V62H110ZM117 63V62H115ZM149 63V62H148ZM171 63V62H170ZM174 63V62H173ZM184 63V62H183ZM201 63V62H200ZM219 63V62H218ZM228 63V62H227ZM31 64V62L29 63ZM29 64L27 66H29ZM40 64V63H38ZM54 64V63H53ZM69 64V63H68ZM96 64V63H95ZM109 64V63H108ZM120 64V63H119ZM122 64V63H121ZM187 64V63H186ZM207 65V63H205ZM211 64V63H209ZM32 65V64H31ZM30 65V67H31ZM42 65V67L44 66ZM81 65V64H80ZM87 65V66H88ZM101 65V64H100ZM103 65V64H102ZM117 65V64H116ZM170 65V64H169ZM175 65H177L175 63ZM200 65V64H199ZM214 65V62L213 64ZM112 66V65H111ZM121 66V65H120ZM146 66V65H144ZM150 66V65H149ZM160 66V65H159ZM173 66V65H172ZM196 66V65H195ZM228 66V64H227ZM39 67V66H38ZM63 67V66H62ZM68 67V66H67ZM71 67V66H70ZM78 67V66H77ZM107 67V66H106ZM132 67V66H131ZM158 67V66H157ZM171 66H169L170 68ZM188 67V66H187ZM202 67V66H201ZM208 67V65L206 66ZM210 67V66H209ZM208 67V68H209ZM229 67V66H228ZM48 68V67H46ZM76 68V67H75ZM74 68V69H75ZM81 68V67H80ZM85 68V66L83 67ZM97 68V67H96ZM110 68V67H109ZM126 68V67H125ZM138 68V67H137ZM161 68V67H160ZM168 68V67H167ZM173 68V67H171ZM175 68V67H174ZM182 68V66H181ZM232 68H234L232 66ZM40 69V68H39ZM127 69V68H126ZM164 68H162L163 70ZM178 69V68H177ZM67 70V69H66ZM76 70V69H75ZM83 70V69H82ZM88 69H86L87 71ZM95 69H93L94 71ZM97 70V69H96ZM105 70V69H104ZM133 70V68H132ZM151 70V69H150ZM169 70V69H168ZM174 70V69H173ZM41 71V70H40ZM39 71V73L41 74V72ZM48 71V70H47ZM72 71V70H71ZM80 72H82L81 70H78ZM84 71V70H83ZM85 71V72H86ZM92 71V70H91ZM103 71V70H102ZM154 71V70H153ZM166 71V69H165ZM202 71V70H201ZM207 71V70H206ZM210 71V68H209ZM30 72V74H29ZM50 72V71H49ZM48 72V74H49ZM70 72V71H69ZM77 72V71H76ZM111 72V70H110ZM125 72V71H124ZM137 72V71H136ZM159 72V71H158ZM161 72V71H160ZM193 72V71H192ZM199 72V71H198ZM38 73V72H37ZM51 73V72H50ZM78 73V72H77ZM95 73V72H94ZM104 73V71H103ZM167 73V72H166ZM177 73V72H176ZM201 73V72H200ZM32 74V75H33ZM45 74V73H44ZM47 74V73H46ZM71 74V73H70ZM80 74V73H79ZM83 74V73H82ZM90 74V73H89ZM92 74V73H91ZM114 73L111 74L110 77H112ZM137 74V73H136ZM186 74V73H184ZM206 74V73H205ZM24 75V76H23ZM35 75V74H34ZM37 75V74H36ZM69 75V74H68ZM75 75V73H74ZM104 75V74H103ZM146 75V74H145ZM202 74H200L199 76H201ZM204 75V74H203ZM208 75V74H207ZM82 76V75H81ZM106 76V75H105ZM115 76V75H114ZM113 76V77H114ZM118 76V75H117ZM154 76V75H153ZM198 76V77H199ZM223 76V75H222ZM228 76V75H227ZM27 77V76H26ZM39 79L42 77L36 76ZM45 77V75H44ZM50 77V76H49ZM88 77V75H87ZM91 77V76H89ZM96 77V76H94ZM93 77V78H94ZM97 77H99L97 75ZM104 77V76H103ZM136 77V76H135ZM145 77V76H144ZM162 77V76H161ZM206 77V76H205ZM225 77V76H224ZM31 78V76H30ZM33 78V76H32ZM47 78V77H46ZM83 78V77H82ZM92 78V77H91ZM102 78V77H100ZM119 78V77H118ZM123 78V77H122ZM148 78V77H147ZM151 78V77H150ZM158 78V77H157ZM160 78V77H159ZM177 78V77H176ZM192 78V76H191ZM201 78V77H199ZM22 79V80H21ZM28 79V78H26ZM36 79V78H33ZM38 79V80H39ZM68 79V78H67ZM70 79V78H69ZM72 79V78H71ZM75 79V78H74ZM110 79V78H107ZM113 79V78H112ZM153 79V78H152ZM150 79V80H152ZM163 79V77H162ZM175 79V78H174ZM193 79V78H192ZM204 79V78H203ZM203 79L200 81L202 82ZM45 80V79H44ZM80 80V79H79ZM84 79H82L83 81ZM87 80V79H86ZM93 80V79H92ZM105 80V77L104 79ZM115 80V79H114ZM117 80V79H116ZM138 80V79H137ZM142 80V79H140ZM196 80V79H195ZM194 80V81H195ZM208 80V79H207ZM42 81V80H41ZM40 81V82H41ZM68 81V80H67ZM90 81V80H89ZM88 81V82H89ZM102 81V80H101ZM110 81V80H109ZM153 81V80H152ZM189 81V80H187ZM206 81V80H205ZM39 82V81H38ZM47 82V80H46ZM72 82V81H71ZM98 82V81H96ZM106 82V81H105ZM115 82V81H114ZM123 82V80H122ZM126 82V81H125ZM139 82V81H137ZM142 82V81H141ZM140 82V83H141ZM147 82V81H146ZM150 82V81H149ZM157 82V81H156ZM175 82V81H173ZM171 82V83H173ZM192 82V81H191ZM2 83V82H1ZM3 83L0 84V89L3 87ZM7 83V82H6ZM14 83V84H12ZM25 83H23V85H26ZM45 83V82H44ZM80 83V82H79ZM90 83V82H89ZM99 83V82H98ZM102 83V82H101ZM129 83V82H128ZM186 83V81H185ZM183 83V84H185ZM208 83V82H207ZM212 83V82H211ZM209 83V84H211ZM214 83V82H213ZM28 84V83H27ZM40 84V83H39ZM47 84V83H46ZM73 84V83H72ZM105 84V83H104ZM108 84V83H107ZM115 84V83H114ZM118 84V83H117ZM136 84V83H135ZM203 84V83H201ZM264 84V83H263ZM8 86V83L6 84ZM4 85V86H6ZM37 85V84H36ZM44 85V84H43ZM69 85V84H68ZM82 85V84H81ZM88 85V84H87ZM91 85V84H90ZM100 85V84H99ZM140 86V84H138ZM144 85V84H143ZM142 85V86H143ZM147 85V83H146ZM173 85V84H172ZM190 85V84H189ZM205 85V84H204ZM219 85V84H217ZM6 86V88H7ZM8 86V88H9ZM50 86V85H49ZM96 86V85H95ZM102 86V85H101ZM107 86V85H106ZM114 86V85H113ZM123 86V85H121ZM127 86V85H126ZM137 86V85H136ZM151 86V84H150ZM149 86V88H150ZM191 86V85H190ZM199 86V84L197 85ZM203 87V85H201ZM208 86V85H207ZM206 86V88H207ZM10 87V88H11ZM35 88V86H32ZM43 87V86H42ZM55 87V86H53ZM61 87V86H60ZM66 87V86H65ZM196 87V85L194 86ZM211 87V86H209ZM5 87H3V92H1L2 90H0V94L4 93L5 96H3V99L5 100L6 98H9L6 93L12 94L11 96L14 97L13 94H17L18 95V90L17 89H10L9 88V92H7V90L4 92ZM27 88V86H26ZM30 88V87H28ZM39 88V87H37ZM36 88V89H37ZM47 88V87H46ZM70 88V87H69ZM68 88V90H69ZM126 88V87H125ZM139 88V87H138ZM143 88V87H142ZM145 88V87H144ZM149 88H146L149 89ZM163 88V87H162ZM161 88V89H162ZM198 88V87H197ZM205 88V86L203 87ZM32 89V88H30ZM35 89V91H36ZM43 89V88H42ZM51 89V88H50ZM53 89V88H52ZM75 89V88H74ZM103 89V88H102ZM201 89V88H199ZM264 89V88H263ZM10 90H16L13 91L12 93H10ZM39 90V89H38ZM47 90V89H46ZM65 90V89H64ZM86 90V89H85ZM93 90L94 87H93ZM106 90V89H105ZM108 90V89H107ZM123 90V89H122ZM121 90V91H122ZM125 90V89H124ZM128 90V89H127ZM145 90V91H146ZM154 90V89H153ZM157 90V89H156ZM168 90V89H167ZM174 90V89H173ZM176 90V89H175ZM191 90V89H190ZM189 90V91H190ZM49 91V89H48ZM47 91V93H48ZM51 91V90H50ZM71 91V90H70ZM73 91V90H72ZM83 91V89H82ZM109 91V90H108ZM149 91V90H148ZM185 91L187 92V90L185 89ZM194 91V90H193ZM252 90H250L251 92ZM15 92V93H14ZM21 92V91H20ZM19 92V93H20ZM26 92V90H25ZM29 92V91H27ZM38 92V91H37ZM36 92V93H37ZM43 91H41L40 93H42ZM46 92V91H45ZM53 92V91H52ZM55 92V91H54ZM63 92V90H62ZM84 92V91H83ZM142 92V90H141ZM158 92V91H157ZM195 92V91H194ZM199 92V91H198ZM249 92V93H250ZM253 92V91H252ZM258 92V91H257ZM74 93V92H73ZM98 93V92H97ZM121 93V92H120ZM138 93V92H137ZM146 93V92H144ZM159 93V92H158ZM170 93V92H169ZM180 93H182L180 91ZM188 93V92H187ZM35 94V93H33ZM39 94V93H38ZM44 94V92H43ZM53 94V93H52ZM80 94V92H79ZM143 94V93H142ZM147 94V93H146ZM153 94V93H152ZM160 94V93H159ZM65 95V94H64ZM83 95V94H82ZM85 95V94H84ZM83 95V96H84ZM117 95V94H116ZM139 95V93H138ZM202 96L204 94H201ZM213 95V94H212ZM217 95V94H216ZM256 95V94H255ZM2 96V95H1ZM0 96V99H1ZM7 96V97H6ZM27 96V95H26ZM30 96V95H29ZM32 96V95H31ZM36 96V95H35ZM51 96V95H50ZM57 96V95H56ZM70 96V95H69ZM87 96V95H86ZM113 96V95H112ZM124 96V95H123ZM160 96V95H159ZM177 96V94H176ZM181 96V95H180ZM187 96V95H186ZM185 96V98H186ZM195 96V95H193ZM6 97V98H4ZM41 96H39L40 98ZM44 97V96H43ZM49 97V96H48ZM68 97V96H67ZM65 96V98H67ZM80 97L82 98V96L80 95ZM117 97V96H116ZM119 97V96H118ZM137 97V96H136ZM150 97V96H149ZM158 97V95L156 96V98ZM184 97V96H183ZM182 97V98H183ZM204 97V96H203ZM222 97V96H221ZM225 97V96H223ZM16 98V97H15ZM15 98L13 99V101L10 100L11 103H13L15 106L18 107V101L15 100ZM18 100L21 99L22 97L20 96L17 97ZM24 98V97H23ZM26 98V97H25ZM38 98V97H36ZM45 98V97H44ZM69 98H74L73 97H69ZM76 98V96H75ZM124 98V97H123ZM148 98V97H147ZM165 98V97H164ZM168 98V97H167ZM197 98V97H196ZM199 98V97H198ZM214 98V97H213ZM211 98V99H213ZM218 97H216L217 99ZM231 98V97H230ZM42 99V98H41ZM46 99V98H45ZM51 99V98H50ZM56 99V98H55ZM131 99L132 96H131ZM158 99V98H157ZM169 99V98H168ZM175 99V98H174ZM195 99V98H194ZM204 99V98H203ZM220 99V97H219ZM223 99V98H221ZM8 100V99H6ZM23 101V99H21ZM53 100V98H52ZM73 100V99H72ZM88 100V99H87ZM114 100V99H113ZM119 100V99H118ZM143 100V99H142ZM152 100V99H151ZM150 100V101H151ZM162 100V99H161ZM187 100V99H186ZM183 100V101H186ZM199 100V99H198ZM224 100H226L224 98ZM229 100V99H228ZM3 101V100H2ZM1 101V102H2ZM34 101V100H33ZM39 101V100H38ZM42 101V100H41ZM77 101V100H76ZM82 101V100H81ZM90 101V100H89ZM93 101V100H92ZM109 101V99H108ZM120 101V100H119ZM137 101V100H136ZM149 101V102H150ZM206 101V100H204ZM202 101V102H204ZM218 101V100H217ZM216 101V102H217ZM232 101V100H230ZM229 101V102H230ZM0 102V103H1ZM8 102V101H7ZM8 102V103H10ZM28 102V101H27ZM46 102V100L44 101ZM55 102V101H54ZM57 102V101H56ZM68 102V100H67ZM66 102V103H67ZM79 102V100H78ZM77 102V103H78ZM139 102V101H138ZM145 102V101H144ZM164 102V101H163ZM197 102V101H196ZM201 102V103H202ZM213 102V101H212ZM214 100V103H216ZM263 102V101H262ZM261 102V103H262ZM6 101L1 104H5ZM20 103V102H19ZM25 103V102H24ZM81 102H79L80 104ZM128 103V102H127ZM155 103V102H154ZM195 103V102H194ZM208 103V101H207ZM210 103V102H209ZM221 103H224L223 101ZM226 103V102H225ZM233 103V102H230ZM229 103V104H230ZM236 104V102H234ZM238 103V102H237ZM245 103V102H244ZM259 103V102H258ZM26 104V103H25ZM44 104V103H43ZM50 104V103H48ZM56 104V103H55ZM70 104V103H69ZM72 104V103H71ZM147 104V103H146ZM203 104V103H202ZM201 104V105H202ZM206 104V103H205ZM241 104V103H240ZM247 104V103H246ZM11 106L12 104H6L5 108L8 106ZM13 105V106H14ZM58 105V104H57ZM76 105V104H75ZM90 105V104H89ZM117 105V104H116ZM126 105V104H125ZM136 105V103H135ZM150 105V104H149ZM163 105V104H162ZM181 105V104H180ZM209 105V104H208ZM215 105V104H213ZM212 105V106H213ZM226 105V104H224ZM228 105V104H227ZM231 105V104H230ZM233 105V104H232ZM242 105V104H241ZM258 105V104H257ZM1 106V105H0ZM13 106H11L13 108ZM69 106V105H68ZM82 106V105H81ZM87 106V105H86ZM85 106V107H86ZM109 106V105H108ZM127 106V105H126ZM145 106V105H144ZM156 106V105H154ZM182 106V105H181ZM211 106V105H210ZM221 106V105H220ZM219 106V107H220ZM223 106V105H222ZM234 106V105H233ZM237 106V105H236ZM243 106V105H242ZM247 106V105H246ZM252 106V105H251ZM255 106V105H254ZM263 106V104H262ZM10 107V108H11ZM32 107V106H31ZM58 107V106H57ZM61 107V105H60ZM67 107V106H66ZM70 107H72L70 105ZM105 107V106H104ZM118 106H116L117 108ZM152 107V106H151ZM198 107V106H197ZM205 107V106H204ZM207 107V106H206ZM215 107V106H214ZM213 107V108H214ZM227 108V106H225ZM259 107V105H258ZM3 109V107L1 106L0 109ZM5 108L3 109V111L5 110ZM8 107V110L6 109V114L7 111H9L10 109ZM11 108V110L8 113H15V108L14 110ZM29 108V107H28ZM62 108V107H61ZM65 107H63L64 109ZM77 108V107H75ZM81 108V107H80ZM101 108V106H100ZM107 108V107H106ZM115 108V109H116ZM129 108V107H128ZM132 108V107H131ZM175 108V107H174ZM183 108V107H182ZM217 108V107H216ZM221 108V107H220ZM223 108V107H222ZM230 108V107H229ZM228 108V109H229ZM235 108V106H234ZM237 108V107H236ZM235 108V109H236ZM253 108V107H252ZM1 109V110H2ZM19 109V108H18ZM60 109V108H59ZM58 109V111H59ZM86 109V108H85ZM104 109V108H103ZM126 109V108H125ZM145 109V108H144ZM225 109V108H224ZM240 109V108H239ZM242 109V108H241ZM0 110V112H1ZM17 110V109H16ZM62 110V109H61ZM69 110V108H68ZM74 110V109H73ZM81 110V109H80ZM83 110V109H82ZM99 110V109H98ZM114 110V109H113ZM119 110V109H118ZM158 110V109H157ZM182 111V109H180ZM209 110V107H208ZM214 110H216L214 108ZM218 110V109H217ZM222 110V109H221ZM226 110V109H225ZM232 110V109H231ZM243 110V109H242ZM250 110V109H249ZM256 110V109H255ZM259 110V109H258ZM262 110V109H261ZM5 111L4 114L2 116L6 118H4L5 120H9L8 122H11L10 119H8V117H14L11 116V114L5 115ZM14 111V112H13ZM57 111V110H56ZM64 111V110H63ZM70 111V110H69ZM90 111V110H87ZM86 111V113H87ZM100 111V110H99ZM112 110H110L111 112ZM238 111V109H237ZM241 111V110H240ZM246 111V110H245ZM17 112V111H16ZM25 112V111H24ZM77 112V111H76ZM103 112V111H102ZM117 112V111H116ZM135 112V111H134ZM158 112V111H157ZM172 112V111H171ZM220 112V111H219ZM223 112V110H222ZM221 112V113H222ZM236 112V111H235ZM250 112V111H249ZM253 112V111H251ZM257 112V111H256ZM263 112V111H262ZM2 113V112H1ZM43 113V112H42ZM57 113V112H56ZM59 113V112H58ZM85 113V112H84ZM85 113V114H86ZM148 113V112H147ZM174 113V112H172ZM211 113V111H210ZM228 113V112H227ZM226 113V115H227ZM234 113V112H233ZM245 113V112H244ZM247 113V112H246ZM245 113V116H246ZM32 114V112H31ZM34 114H38L37 112H34L33 115L31 116H26L25 114V118L22 119V121L20 120V122L15 121L16 123H20V125H22L24 128L22 129L20 126V129L22 130V133H20L21 135H23L24 138L22 141H18L17 138H20L17 136V138L14 136V138L11 136L14 135V132H11L12 129L13 130H19V127H17L18 123L15 125H12V127L7 125V123H4L2 121V118H0V264H264V258L262 261V257L260 256L261 254H263V252L261 250V248H256L255 245H253V248L255 247L256 251L255 252H251V254H254L253 257L254 259L251 257H246L243 255H236V253L238 254L237 249H235L233 246V248H231L230 250L229 247H231V245H226V247L228 246V249L222 248L224 247V245H221V240L227 239L232 236L230 234V236H228L227 238H225L224 236H226V234H223V230L224 227L222 228L221 232L223 234V237H221L222 235H220V231L219 229L223 226V222L222 226L220 224V228L217 225H215L213 222H217L219 220H214V217L217 218L218 214H214L212 213V215L214 216L213 219L212 217H210L212 219L210 220H205L202 219L204 218L203 215L202 216V212L204 214L203 209L205 208L204 205L202 204V202L204 201L202 198L199 200L201 201L200 204H202V207H200L199 201L197 202V200H195L196 198H193L192 196L193 193H190L191 191H189L190 196L186 195V196H182L180 197V195L178 194L180 192V190L182 187L184 188L185 186H183L182 180L184 179L181 178V175H177L180 177V190H178L179 192H177L176 194H169L170 190L168 188V186L165 185H161L159 182V180L163 177H161V175L158 176L161 177L159 179V177L157 176V179L159 181H157L152 173H148V171L145 173L144 171H140V170H132L131 172H125L123 169L121 168V162L119 161H124V159H128L126 156H133L134 154L132 153V151L135 149H132L131 151V155H129L128 151V155H124V157L126 158H121L120 154H123V150H126L127 146L125 149H123L121 147V151L119 153H117L120 149L115 151L114 148H116L117 146L115 145L116 142H114V140H116L112 135L110 136H102V132L101 129L95 130L96 127L94 126V128H90L88 129L89 131H86V133H84L83 131L80 130V128L78 130H80L81 132L84 133L83 138L81 136L80 139L76 137L77 139V144H76V149L79 151L82 161H81V166H80V171L78 172V180H79V176H80V180L75 183L74 188H72V191H63L66 187L71 186V183H73L72 179H71V174L73 171V168H75L74 166V158L72 155V151L70 148L68 143L69 142V138L72 137V132H70V128L68 129V125L69 123H65L63 122V124L61 123V119L59 120V122L63 125L62 129H55L49 132L45 130V125L44 126L45 129L41 128V126H38L37 122L40 120L42 121L40 114H38L40 116L39 120L36 121L37 118H35V120H33V116H35ZM68 114V113H67ZM72 113H69V116ZM83 114V112L81 113ZM105 114V113H104ZM113 114V113H112ZM111 114V115H112ZM115 114V113H114ZM130 114V113H129ZM178 114V113H177ZM220 114V113H219ZM241 114V113H240ZM239 114V115H240ZM243 114V112H242ZM256 114V113H255ZM19 115V114H18ZM66 115V114H63ZM91 115V113H90ZM110 115V114H109ZM110 115V116H111ZM116 115V114H115ZM114 115V116H115ZM138 114H136L137 116ZM175 115V114H174ZM234 115V114H232ZM238 115V116H239ZM249 115V114H248ZM254 115V114H253ZM252 115V116H253ZM263 115V114H262ZM0 116V117H1ZM37 116V115H36ZM57 116V115H56ZM68 116V115H67ZM74 116V113H73ZM102 116V115H101ZM119 116V115H118ZM141 116V115H140ZM147 116V115H146ZM215 116V114L213 115ZM230 116V115H229ZM228 116V117H229ZM244 116V118H245ZM256 116V115H255ZM29 117V118H27ZM89 117V116H88ZM159 117V116H158ZM176 117V116H175ZM217 117V116H216ZM221 117V116H219ZM223 118H225V114L224 116H222ZM236 117V116H235ZM240 117V116H239ZM238 117V118H239ZM251 117V116H250ZM66 118V117H65ZM86 118V117H85ZM95 118V117H94ZM121 118V117H120ZM119 118V119H120ZM136 118V117H135ZM156 118V117H155ZM222 118V119H223ZM227 118V117H226ZM249 118V116L247 117ZM243 120V122L247 121ZM13 119V118H12ZM16 120H18L17 118H14ZM57 119V118H56ZM63 119V118H62ZM71 119V118H70ZM87 119V118H86ZM89 119V118H88ZM98 119V118H97ZM125 118H123L124 120ZM139 119V118H138ZM243 119V117H242ZM69 120V119H68ZM72 120V119H71ZM128 120V119H127ZM133 120V119H131ZM128 120V121H131ZM179 120V119H178ZM211 120V119H210ZM213 120V118H212ZM228 120V119H227ZM230 120V119H229ZM238 120V119H236ZM241 120V119H240ZM253 120V119H251ZM64 121V120H63ZM67 121V119H66ZM84 121V120H83ZM87 121V120H86ZM94 121V120H93ZM110 121V120H109ZM158 121V120H157ZM181 122V120H179ZM44 122V121H42ZM75 123H78L76 121H73ZM88 122V121H87ZM91 122V121H90ZM97 122V121H96ZM145 122V121H144ZM143 122V123H144ZM163 122V121H162ZM161 122V123H162ZM170 122V121H169ZM212 122V121H211ZM214 122V121H213ZM242 122V121H241ZM242 122V123H243ZM248 122V121H247ZM257 122V121H256ZM55 123V122H54ZM72 123V122H71ZM74 123V124H75ZM83 123V122H82ZM95 123V122H94ZM106 123V122H105ZM104 123V124H105ZM109 123V122H108ZM114 123V122H113ZM238 122L232 123V124H237ZM253 123V122H252ZM6 124V127H4V125ZM14 124V123H12ZM40 124V123H39ZM57 124V123H56ZM68 124V125H67ZM90 124V123H89ZM120 124V123H119ZM132 124V123H131ZM149 124V123H148ZM168 124V123H167ZM231 124V123H230ZM231 124V126H232ZM248 125L250 124V122L247 123ZM260 124V123H259ZM17 125V126H16ZM55 125V124H54ZM53 125V126H54ZM73 125V124H72ZM81 125V123H80ZM91 125V124H90ZM100 125V124H99ZM123 125V124H122ZM122 125L120 127H122ZM125 125V124H124ZM128 125V124H127ZM154 125V124H153ZM161 125V124H160ZM226 125V124H224ZM229 125V124H228ZM251 125V124H250ZM3 126V127H2ZM8 126V127H7ZM60 126V125H59ZM58 126V127H59ZM85 126V125H84ZM93 126V125H92ZM104 126V125H103ZM155 126V125H154ZM163 126V125H162ZM227 126V125H226ZM230 126V127H231ZM239 126V125H238ZM241 126L243 127L244 125L241 124ZM246 126V124H245ZM14 127V128H13ZM16 127V128H15ZM50 127V126H49ZM57 127V128H58ZM70 127V126H69ZM76 127V126H75ZM80 127V126H79ZM86 127V126H85ZM90 127V126H89ZM100 127V126H99ZM102 127V126H101ZM112 127V126H111ZM110 127V129H111ZM118 127V126H117ZM124 127V126H123ZM137 127V126H136ZM142 127V126H141ZM151 127V126H150ZM153 127V126H152ZM234 127V125L232 126ZM249 127V126H248ZM246 127V129L248 128ZM48 128V127H47ZM78 128V127H77ZM88 128V127H87ZM87 128H85V130H87ZM98 128V127H97ZM115 128V126H114ZM130 128V127H129ZM236 128V127H235ZM240 128V127H239ZM106 129V128H105ZM109 129V128H108ZM119 129V128H118ZM123 129V128H122ZM126 129V128H125ZM125 129H123V131H125ZM153 129V128H152ZM231 129V128H230ZM234 129V128H233ZM245 129V130H246ZM250 129V128H249ZM17 130V131H18ZM51 130V129H50ZM77 130V129H76ZM114 130V129H113ZM133 130V129H132ZM137 130V128H136ZM140 130V129H139ZM167 130V129H166ZM235 130V129H234ZM240 130V133H242L243 131L241 129H236V131ZM244 130V129H243ZM15 132V134H19V132ZM108 131V130H106ZM129 129L126 130L125 133H128ZM233 131V130H232ZM248 131V130H247ZM246 131V132H247ZM11 132V136L8 135ZM21 132V131H20ZM76 132V131H75ZM75 132L73 135H75ZM111 132V131H109ZM119 132V131H118ZM178 132V131H177ZM181 132V131H180ZM234 132V131H233ZM13 133V135H12ZM78 133V132H77ZM124 132L119 135L122 137L125 134ZM133 133V132H132ZM152 133V132H151ZM150 133V134H151ZM163 133V132H162ZM17 134V135H18ZM19 134V135H20ZM104 134V133H103ZM107 134V133H106ZM116 134V133H115ZM131 134V133H129ZM126 135V136H130V135ZM157 134V133H156ZM176 134V133H174ZM239 134V133H237ZM244 134V133H243ZM102 137H101V136ZM108 135V134H107ZM110 135V134H109ZM141 135V134H140ZM178 135V134H177ZM182 135V134H181ZM236 135V133H235ZM240 138H241V134ZM245 135V134H244ZM92 136V138H91ZM96 136V138H95ZM116 136V135H114ZM148 136V135H147ZM146 136V137H147ZM153 136V135H152ZM89 137V139H88ZM94 137V138H93ZM118 137V136H117ZM134 137V136H133ZM139 137V136H138ZM167 137V136H166ZM20 138V140H21ZM239 138V137H238ZM14 139V140H13ZM95 139V140H92ZM119 139V138H118ZM121 139V138H120ZM125 139V138H124ZM139 139V138H138ZM142 139V138H141ZM148 139V138H147ZM150 139V138H149ZM156 139V138H155ZM169 139V138H168ZM236 139V138H235ZM27 141L28 143H26L25 141ZM73 140V138L71 139ZM122 140V139H121ZM128 140V139H127ZM130 140V139H129ZM127 141L130 142V144L128 146H131V141ZM137 140V139H136ZM175 140V139H174ZM173 140V141H174ZM238 140V139H236ZM120 141V140H119ZM142 141V140H141ZM149 141V140H148ZM148 141H144L148 142ZM154 141V140H153ZM172 141V142H173ZM183 141V140H182ZM242 141V140H241ZM28 144V148L25 145ZM73 142V141H72ZM74 142V144H75ZM126 142V144H127ZM134 142V141H133ZM156 142V141H155ZM161 142V141H160ZM123 143V142H122ZM121 142L119 144H122ZM125 143V142H124ZM140 143V142H139ZM143 143V141H142ZM171 143V142H170ZM179 143V142H178ZM181 143V142H180ZM73 144V145H74ZM124 144V145H126ZM174 144V143H173ZM29 145H33V146H29ZM71 145V144H70ZM116 147H115V146ZM137 145V144H136ZM135 144L132 145L133 147L136 146ZM140 145V144H139ZM137 145V146H139ZM168 145V144H167ZM119 146V145H118ZM123 146V144H122ZM143 146V145H141ZM146 146V145H144ZM148 146V145H147ZM171 146V144H170ZM182 146V145H181ZM156 147V145H155ZM160 147V146H159ZM179 147V146H178ZM186 147V146H185ZM132 148V147H131ZM131 148H127L131 149ZM151 148V147H150ZM157 148V147H156ZM164 148V147H163ZM176 148V147H175ZM123 149V150H122ZM154 149V148H153ZM136 150V149H135ZM142 150V149H140ZM156 150V149H155ZM138 151V150H137ZM166 151V150H165ZM179 151V150H177ZM182 151V150H181ZM130 152V150H129ZM144 152V151H143ZM162 152V151H161ZM153 154V150L151 152ZM159 153V152H158ZM171 153V152H170ZM179 153V152H178ZM149 154V153H148ZM147 154V156H148ZM173 154V153H172ZM183 154V153H182ZM136 155V154H135ZM140 155V154H139ZM156 155V154H155ZM162 155V154H161ZM176 155V154H175ZM180 155V154H178ZM176 155V156H178ZM137 156V155H136ZM170 156V155H169ZM174 156V155H173ZM182 156V155H181ZM80 157V156H79ZM78 157V158H79ZM119 157V158H118ZM135 157V156H133ZM142 157V155H141ZM146 157V156H145ZM153 157V156H152ZM76 158V157H75ZM122 160H121V159ZM144 158V157H143ZM151 158V157H150ZM175 158V157H174ZM173 158V159H174ZM80 159V158H79ZM120 159V160H119ZM132 159H136L132 158ZM138 159V158H137ZM136 159V160H137ZM155 159V158H154ZM167 159V158H166ZM81 160V159H80ZM119 160V161H118ZM125 160V161H126ZM135 160V161H136ZM165 160V158H164ZM172 160V159H171ZM170 160V161H171ZM124 161V162H125ZM130 161V159H129ZM128 161V162H129ZM132 161V160H131ZM151 161V160H150ZM149 161V162H150ZM173 161V160H172ZM178 161V160H177ZM182 161V160H181ZM80 162V161H79ZM123 162V163H124ZM127 162V163H128ZM134 162V161H133ZM131 162V163H133ZM147 162V160H146ZM167 162V161H166ZM191 162V161H190ZM78 163V162H77ZM138 163V161H137ZM143 163V162H142ZM141 163V164H142ZM153 164V162H151ZM162 163V162H161ZM125 164V163H124ZM136 164V163H135ZM140 164V165H141ZM148 164V163H147ZM146 164V165H147ZM168 164V163H167ZM172 164V163H171ZM186 164V163H184ZM191 164V163H190ZM196 164V163H195ZM79 165V164H78ZM77 165V166H78ZM132 165V164H131ZM144 165L143 164V169H144ZM162 165V164H161ZM170 165V164H168ZM120 166V168L122 169H118ZM126 166V165H125ZM130 167V165H128ZM128 166H126L125 170L128 169ZM134 166V165H133ZM150 166V164H149ZM181 166V165H179ZM189 166V165H188ZM141 168V166H139ZM147 167V166H146ZM154 167V166H151ZM182 167V166H181ZM191 167V166H190ZM77 168V167H76ZM131 168V167H130ZM149 168V167H148ZM156 168V167H155ZM161 168V167H160ZM159 168V169H160ZM172 168V167H171ZM162 169V168H161ZM174 169V168H173ZM75 170V169H74ZM77 170V169H76ZM169 170V169H168ZM172 170V169H171ZM176 170V169H175ZM187 170V169H186ZM124 171V172H123ZM190 171V170H189ZM195 171V170H194ZM77 172V171H76ZM165 172V169H164ZM163 172V173H164ZM175 172V171H173ZM172 172V174H173ZM192 172V171H191ZM162 173V175H163ZM167 173V172H166ZM171 173V172H170ZM178 173V172H176ZM175 173V175H176ZM182 175H187L186 173H182L180 172ZM193 173V172H192ZM196 173V172H195ZM194 173V174H195ZM198 173V172H197ZM202 173V172H201ZM165 174V173H164ZM179 174V173H178ZM203 174V173H202ZM206 174V173H205ZM183 175V176H184ZM165 176V175H164ZM177 176H175L174 180H176L175 182L177 183ZM203 176V175H202ZM165 177H168L167 175ZM172 176H170L171 178ZM174 177V175H173ZM208 177V176H207ZM212 177V176H211ZM154 178L159 184L156 183V181L154 180V184L156 185V187L159 189V185H160V189H153L151 191V189L149 190L150 192H154L156 194L157 197H155V194L151 195V193H149L150 198L148 196V190L146 187V183L145 186L144 184H142L144 181H142V186H144V190H147V196L151 199L155 200L156 198L158 199L157 204L154 203L153 205V201H151V204H147L144 206H139V204H141L142 202H140L138 205L137 203L133 200H135L134 198L136 197L137 202H139L140 200L138 199V197H142L143 194L145 195V193H141V194H136V196L134 197L133 195V200L131 201L130 199L132 198L131 194L126 193L125 188L129 185L132 184H136L140 179H152ZM190 178V177H189ZM169 179V178H168ZM199 178H197L196 181H198ZM149 180V181H150ZM163 180V179H161ZM171 180V179H170ZM179 180V179H178ZM187 180V179H186ZM214 180V179H211ZM75 181V180H74ZM141 181V180H140ZM139 181V182H140ZM163 184L168 183L165 180H163ZM138 182L139 185H141ZM146 182V181H145ZM148 182V180H147ZM174 182V183H175ZM187 182V181H185ZM150 184L153 183L152 181L149 182ZM162 183V182H161ZM169 182V185L171 186L173 184V179H172V183ZM175 183V184H176ZM205 183V182H204ZM203 183V184H204ZM218 183V182H217ZM149 184V185H150ZM173 184V185H175ZM178 184V183H177ZM200 184V182H199ZM209 184V183H208ZM158 185V186H157ZM202 185V184H201ZM214 185V184H213ZM133 186V185H132ZM169 186V187H170ZM175 186H179V185H175ZM200 186V185H198ZM209 186V185H208ZM220 186V185H218ZM136 188L137 186H133L132 188ZM139 187V186H138ZM155 187V186H153ZM153 187H149V188H153ZM194 187V186H192ZM131 188V186H130ZM141 188V187H139ZM148 188V189H149ZM171 188V187H170ZM204 188V187H203ZM219 188V187H218ZM63 189V190H62ZM127 189V188H126ZM176 188H173V190H175ZM187 188H185L186 190ZM205 189V188H204ZM221 189V188H220ZM128 190V189H127ZM135 190V189H134ZM143 190V192H145ZM172 190V191H173ZM217 190V189H216ZM131 191V190H130ZM133 191V190H132ZM136 191V190H135ZM159 191V192H158ZM176 191V190H175ZM197 191V190H196ZM203 191V190H202ZM207 191V190H206ZM210 191V189H209ZM129 192V191H128ZM138 192V190H137ZM140 192V191H139ZM142 192V191H141ZM158 192V193H157ZM169 192V193H168ZM174 192V191H173ZM183 192V191H181ZM205 192V190L203 191ZM203 192H201L202 194H204ZM129 194L131 197L129 199V197H127ZM136 193V192H135ZM172 193V192H171ZM181 194H184L181 193ZM187 194V191H186ZM192 194V196H191ZM200 194V192H199ZM201 194V195H202ZM179 195V197H177ZM197 195V193H196ZM199 196V195H197ZM194 196V197H197ZM206 196V195H205ZM215 196V195H213ZM148 198V199H149ZM176 198H179V200H177ZM204 198V196H203ZM213 198V197H212ZM141 199V198H140ZM144 199V198H142ZM131 202H130V201ZM139 200V201H138ZM154 200V201H155ZM207 201V200H206ZM215 201V200H214ZM217 201V200H216ZM150 203V201H149ZM220 203V202H219ZM144 204V203H143ZM199 205V206H198ZM223 205V204H222ZM225 205V204H224ZM223 205V206H224ZM206 206V204H205ZM212 206V205H211ZM199 207V208H198ZM220 207V206H219ZM203 208V209H202ZM223 208V207H222ZM222 208H220L219 210H221ZM202 209V211H201ZM207 209H209L207 207ZM206 209V210H207ZM224 209V208H223ZM210 210V209H209ZM207 210V212L209 211ZM213 210V209H212ZM224 211V210H223ZM236 212V211H235ZM225 213V212H224ZM242 213V212H241ZM208 214H211L210 211L208 212ZM207 214V215H208ZM221 214V213H220ZM235 214V213H232ZM198 215H200V219L198 217ZM236 215V214H235ZM242 215V214H241ZM202 216V218H201ZM210 216V215H209ZM206 216L205 218L209 217ZM232 216V215H231ZM220 217V216H219ZM233 217V216H232ZM224 218V215H223ZM208 219V218H207ZM218 219V218H217ZM228 219V218H226ZM232 218H230L231 220ZM240 219V217H239ZM221 220V219H220ZM224 219H222L221 221H223ZM246 221V219H244ZM248 220V219H247ZM233 221V220H232ZM250 221V220H249ZM212 222V223H211ZM238 222V221H237ZM240 222V221H239ZM238 222V223H239ZM236 223V222H235ZM228 224V223H227ZM244 224V223H243ZM232 226V225H231ZM235 226V225H234ZM227 227V226H226ZM225 227V228H226ZM240 227V225L238 226ZM237 227V228H238ZM251 227V226H250ZM241 228V227H240ZM242 229V228H241ZM244 229V228H243ZM239 230V229H238ZM238 230H236V232H238ZM248 230V229H247ZM251 230V229H250ZM225 231V230H224ZM227 231V230H226ZM243 231V230H242ZM245 231V230H244ZM243 231V232H244ZM256 231V230H255ZM229 232V231H228ZM225 232V233H228ZM241 232V231H239ZM249 232V230H248ZM261 232V231H260ZM235 233V232H234ZM259 235V232H256ZM229 234V233H228ZM245 234V232L243 233ZM237 235V233H236ZM234 235V236H236ZM239 235V233H238ZM237 235V236H238ZM247 235V234H246ZM249 235V234H248ZM241 236V234H240ZM242 237V236H241ZM254 237V236H253ZM263 237V236H262ZM233 238V237H232ZM237 238V237H236ZM239 238V236H238ZM251 239V237H249ZM260 238V237H258ZM230 239V238H229ZM235 239V238H234ZM233 239V240H234ZM261 239V238H260ZM226 240V241H227ZM240 240V239H239ZM245 240V239H243ZM254 240V239H253ZM258 240V239H257ZM226 241H224L225 243H227ZM250 241V240H248ZM247 241V242H248ZM234 242V241H233ZM242 242V241H241ZM252 242V241H251ZM239 243V242H238ZM236 243V244H238ZM249 243V242H248ZM245 244V242H244ZM252 244V243H251ZM234 245V244H233ZM242 245V243H241ZM246 245V244H245ZM248 245V244H247ZM261 245V244H260ZM236 246V245H235ZM238 246V245H237ZM251 246V245H250ZM249 248V247H248ZM251 248V247H250ZM252 248V249H253ZM240 249V248H238ZM242 250V249H241ZM237 251V252H236ZM240 251V250H239ZM248 251V250H247ZM251 251V250H250ZM228 252V255L230 256L231 254H233V256H227L226 253ZM230 252V254H229ZM242 252V251H241ZM240 252V253H241ZM259 252V253H258ZM245 253V251H244ZM249 254V252H247ZM260 256V257H259ZM249 259L251 260V262L249 261ZM254 260V262H253Z\"/></svg>",
	"mask_w": 264,
	"mask_h": 264
}]
</instances>
